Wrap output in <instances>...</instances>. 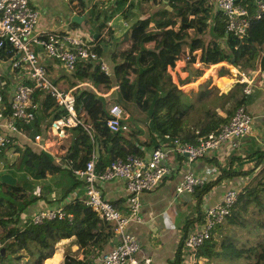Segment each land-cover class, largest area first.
<instances>
[{
	"label": "trees",
	"instance_id": "1",
	"mask_svg": "<svg viewBox=\"0 0 264 264\" xmlns=\"http://www.w3.org/2000/svg\"><path fill=\"white\" fill-rule=\"evenodd\" d=\"M112 1L109 12L103 4H100L101 8L93 5L85 18L96 26L98 38L93 41L96 43L93 50L101 57L105 56L104 47L106 41H110L112 28L106 23L115 15L127 19L129 9L136 3V0L107 2ZM67 3L69 9L79 15L86 9L83 0H67ZM212 8L209 0H168L153 14L133 22L115 39L114 49L109 54L110 77L100 71L98 63L78 61L71 73L65 72L68 80L67 87L61 88L63 91L88 80L94 87L103 85L109 88L115 84L116 93L111 99H106L96 95L90 86L86 87L88 85L77 88L74 91L76 115L83 124L90 126V132L81 125L69 128L67 139H57L53 146L39 152L30 148L36 144L35 136L46 132L56 120L65 119L68 114L50 95L40 91L35 93L34 100L39 104L35 119L29 125L21 126L25 137L17 135L12 139L17 141L13 147L18 156L13 164L0 172V175L9 172L16 179L15 185L0 180V249H3L0 264H43L55 252L56 243L71 236L83 249V257L76 258L73 253L65 252L63 264H92L84 256H91L94 249L95 254L99 253L107 244H113V226L78 196L69 198L63 205L66 216L62 219L44 220L39 224L30 219L21 223L23 211L39 198L34 195L35 190L49 189L61 171L74 175L75 170L84 169L96 147L95 171L100 173L127 155L143 156L141 146L159 147V139L196 144L199 138L217 132L228 123L238 107L245 105L244 85L241 83L235 82L227 94L219 93L214 87L209 88L210 80L200 84L197 91L185 92L173 82L168 72L179 61L184 43L201 55L195 54L185 60L182 69L188 76L181 81L182 84L198 80L211 65L222 62L243 71L253 70L257 64L264 69V12L260 18L249 19L244 36L238 39L225 33L223 14ZM79 24L74 22L67 30L81 33L74 29ZM105 27L109 30L106 41L101 44L103 39L99 40V35ZM14 58V50L9 44L0 48V59ZM228 72L225 66L217 70L219 76ZM111 100L128 113V131L111 132L106 126L108 107L113 103ZM45 107L47 111L43 114ZM218 110L224 115L218 114ZM142 129H145V141L139 137ZM25 138L28 140L24 142ZM101 183L97 186L106 199ZM213 184L196 187L198 198L206 194ZM263 196L264 180L248 183L237 192L236 201L225 221L244 223L240 213L250 205L264 207ZM216 246L211 234L196 251L195 259L242 258L246 264H264V240L246 245L223 237L219 250Z\"/></svg>",
	"mask_w": 264,
	"mask_h": 264
},
{
	"label": "built area",
	"instance_id": "2",
	"mask_svg": "<svg viewBox=\"0 0 264 264\" xmlns=\"http://www.w3.org/2000/svg\"><path fill=\"white\" fill-rule=\"evenodd\" d=\"M100 1L106 3L109 0ZM214 2L217 10L224 16L225 33L238 39L244 36L249 19L260 18L264 12L263 0L256 1L253 14H250L247 7L239 0H214ZM36 25L37 12L30 0H0V48L5 44L12 47L15 53L13 60L15 68L21 75V80L11 89H7V82L0 75V168L2 170L13 164L12 158L18 156V152L13 147L17 141L12 139L17 135L25 137L21 126L29 125L35 119L39 107L34 100L37 91L50 95L68 114L65 119L56 120L54 127L65 130L81 125L90 132V126L83 124L75 111L74 91L86 84L80 83L70 90H61L48 77L45 66L39 61L37 49H41L47 57L55 60L66 73H71L78 61H91L98 63L100 71L104 74L109 77L112 75L110 64L93 50L94 45L87 35L75 31L69 32L67 29L38 30ZM184 45L180 57L188 60L196 54V51L190 50L189 47L184 48ZM235 70L234 81L244 85L242 90L244 96L250 93V84L257 74L264 75V69L249 73ZM113 86V89L117 90V86L115 84ZM91 88L96 95L105 97L101 91ZM108 111L106 126L111 132L129 130L128 113L120 105L113 102L109 105ZM251 125V115L244 106H241L234 111L227 124L217 132L199 138L196 144L180 142L177 139L160 141L159 147L154 148L148 155H127L124 159L112 162L100 173L95 171L96 156L93 153L85 168L75 170L74 175L83 183V202L113 226L115 239L109 250L97 256L96 264H153L148 257L142 260L136 258L138 242L127 231V226L131 222L140 220L141 194L153 191L169 174V168L166 166L167 157L176 153L184 156L187 163H191L212 151L223 148L227 143L233 146L240 143L250 133ZM40 139L41 135L36 137L37 145H40ZM3 159L9 161L3 163ZM114 179H121L124 182L126 204L123 211L104 199L97 186L99 182ZM204 184L203 177L186 171L176 185V193H193L196 187ZM237 192L233 188L225 191L220 202L206 207L201 224H197L183 237L181 247L186 257L190 258L187 264H194L193 258L198 248L210 238L213 230L230 213ZM65 216V212L59 206L42 209L34 214L31 220L34 224H39L44 220L62 219Z\"/></svg>",
	"mask_w": 264,
	"mask_h": 264
},
{
	"label": "crops",
	"instance_id": "3",
	"mask_svg": "<svg viewBox=\"0 0 264 264\" xmlns=\"http://www.w3.org/2000/svg\"><path fill=\"white\" fill-rule=\"evenodd\" d=\"M83 1L86 9L79 15L76 11L69 9L67 0H30L31 5L37 12L36 28L38 30H64L69 26L71 27L74 22H77V24L81 23L79 26L74 27V29L87 35L95 46L96 43L93 41L98 38L95 32L96 26H92L90 23L91 26L88 30L89 22L85 18L93 5H99L98 7L101 8L100 4H103L107 12H109L110 6L113 5L112 3L114 1L111 3H103L100 0ZM161 1L136 0L134 6L128 11L127 19H124L121 15H115L106 23L107 26L112 27L110 29V41H106L109 30V28L107 30V26L100 32L99 40L103 39L101 44L106 41L104 47L106 53H104L105 56L103 58L109 64V54L114 49L115 39H118L125 33L133 22L139 18L151 15L160 9L165 4L164 0ZM209 1L213 7V11H217L214 0ZM256 1L239 0L240 3L247 7L250 14L254 13ZM209 24L212 25L213 21L210 20ZM187 47L188 45L185 44L184 48ZM37 53L39 61L46 68L48 77L57 87L60 89L64 88L67 85L66 81L68 79L65 76L67 74L55 60L47 57L41 49H37ZM184 65L185 59L181 56L179 61L176 62L175 67L168 70L169 74L172 75L173 82L177 83L174 79V74H177L180 80L187 77L188 73L182 69ZM194 66L197 67L198 64H194ZM221 66L227 67L228 74L223 76L218 75L217 70ZM235 69L232 65L224 62L211 65L205 70L201 78L194 82L180 83L178 87L185 92L189 90L197 91L200 84L210 80L211 85L219 93L227 94L235 83ZM260 70L262 69L257 64L253 70H248L247 72ZM172 71L176 73L172 74ZM0 75L6 80L7 89H11L21 80L20 71L15 68V63L12 59H0ZM82 83L93 87L88 80ZM79 85L80 83L77 86ZM102 86L100 85V87ZM112 86L107 89H102L105 90L102 93L106 99L116 91V89H113L114 86ZM245 97L246 102L244 107L252 117V125L250 133L240 143H237L235 146L227 143L223 148L212 151L205 157L196 159L191 163H187L184 156L176 153L170 154L166 160L169 174H167L153 191L141 194L139 209L140 220L131 222L127 226V231L138 242V250L136 252V258L138 260L148 257L152 260L153 264H187L190 258L186 257L187 255L183 252L181 241L197 224H201L206 207L220 202L224 192L229 188L241 191L250 182L264 180V75L262 73H258L253 79L250 84V93ZM46 109V107L43 108V112ZM217 113L222 116L224 115V112L220 110ZM139 127H141V124ZM142 130L146 134L145 129ZM69 131L51 126L46 132H42L39 141L40 145L34 144L30 148L37 152L49 148L56 143L57 139H67L70 134ZM139 137L142 141L146 140L141 135ZM26 140L28 139H23L24 142ZM141 148L144 150L143 156H146L155 147L141 146ZM186 171H191L194 175L203 177L205 183H214L200 199L197 196V190L193 193H176V185ZM101 187L105 198L123 211L126 204V190L123 180L114 179L102 182ZM45 190L47 191L45 192ZM34 195L39 196V198L23 211L20 216L21 223L30 220L34 214L42 209L63 207L69 198L76 196L83 198V183L75 175H72V173L61 171L58 179L50 183L49 189L48 187L36 189ZM224 223L225 219L213 230V236L221 234L222 229L224 230L223 236H226L228 229L223 226L221 228V225ZM220 243H218V247H220ZM111 246L112 243L107 244L102 251L109 250ZM55 247L53 255L45 259L43 264H63L65 252L73 253L76 258L83 257V249L79 248L77 243H75L74 236L60 240L56 243ZM93 252L91 256L87 255L84 258L91 260L92 264H96L97 256L101 252L95 254L96 249ZM203 260L206 259L204 258ZM193 261L194 264L201 263L200 259L196 260L193 258Z\"/></svg>",
	"mask_w": 264,
	"mask_h": 264
},
{
	"label": "rangeland",
	"instance_id": "4",
	"mask_svg": "<svg viewBox=\"0 0 264 264\" xmlns=\"http://www.w3.org/2000/svg\"><path fill=\"white\" fill-rule=\"evenodd\" d=\"M80 22H81V18H80ZM88 25H89V27H87V28L89 30L91 25H90V23ZM92 26H94V24ZM193 66H194V64H193ZM171 73L174 74L176 72L172 71ZM171 77H172V75H171ZM177 78H178L177 74H174L175 81L180 85L181 81H185L187 77H185V79H183V80H180L179 78L177 80ZM65 87H67V85H65ZM86 87H89V86H86ZM102 87H100V85L97 87L93 86V88H95L97 91L104 92L105 90H102V89H104L105 87H103V88ZM211 87H213V86L210 84L209 88H211ZM105 89H107V88H105ZM115 93L113 95H110L109 97L107 96L108 99H111L112 97H114ZM111 102H113V100H111ZM46 111L43 112V114H45ZM36 137H38V136L36 135L35 139H36ZM141 137L142 138L145 137L147 139L146 134H144V132L141 134ZM157 138H158V136H157ZM158 141H161V139H159ZM24 146L25 145L22 144V147H24ZM12 159L14 160V158H12ZM2 161H3V163H5L6 161H9V160L3 159ZM2 171H4V170H2L0 168V172H2ZM261 200L264 202V196L261 198ZM240 219L244 223L230 224L229 222L225 221V223L221 225V228L223 226V227L227 228L228 231L226 232V236H223V234H224L223 229L221 230V234H219V235L217 234V235L213 236V239L217 242V246H216L217 250L220 249V247H218V243L221 242L223 237L228 238L229 240L235 242L236 244H242L243 243L246 245H252V244L257 243L258 241L264 240V207H255V205H250L247 210L240 213ZM218 241H220V242H218ZM200 261H201L200 264H246L245 260L242 258L241 259L240 258L239 259H234V258L231 259V258H227V257H221L220 259H216L215 257H213L211 259H206V260L200 259Z\"/></svg>",
	"mask_w": 264,
	"mask_h": 264
},
{
	"label": "water",
	"instance_id": "5",
	"mask_svg": "<svg viewBox=\"0 0 264 264\" xmlns=\"http://www.w3.org/2000/svg\"><path fill=\"white\" fill-rule=\"evenodd\" d=\"M168 0H164V3H167ZM196 55L200 56L201 55V52H196ZM95 156L97 157L98 156V148L96 147L95 149ZM0 180L1 181H4V182H7L11 185H15L16 183V179L9 173H2L0 175ZM0 252L2 253L3 252V249L1 248L0 249Z\"/></svg>",
	"mask_w": 264,
	"mask_h": 264
}]
</instances>
